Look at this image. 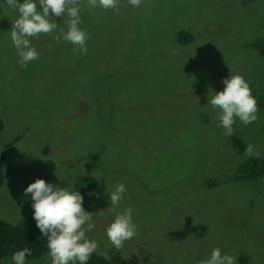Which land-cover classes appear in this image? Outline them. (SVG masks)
I'll use <instances>...</instances> for the list:
<instances>
[{"label":"rangeland","instance_id":"374dc122","mask_svg":"<svg viewBox=\"0 0 264 264\" xmlns=\"http://www.w3.org/2000/svg\"><path fill=\"white\" fill-rule=\"evenodd\" d=\"M80 7L87 54L53 39L68 31L69 18L52 17L57 29L30 38L39 59L23 68L11 39L19 13L0 0V158L7 162L0 223L35 220L24 189L36 179L71 191L90 176L99 198L83 195L85 211L95 214L86 235L111 264H199L215 248L237 264H264V178L205 186L256 152L264 157V57L246 46L264 40V0H143L140 7L119 0L118 12L80 0ZM181 30L192 43L176 41ZM232 75L243 76L260 102L254 123L233 125L241 154L208 103ZM120 183L127 192L113 208L109 194ZM129 207L138 235L117 251L106 229ZM26 260L51 264L48 254Z\"/></svg>","mask_w":264,"mask_h":264},{"label":"clouds","instance_id":"9594fccd","mask_svg":"<svg viewBox=\"0 0 264 264\" xmlns=\"http://www.w3.org/2000/svg\"><path fill=\"white\" fill-rule=\"evenodd\" d=\"M128 2L133 7H140L143 0ZM87 3L90 8L101 7L119 11V0H87ZM6 4L19 13L12 24L11 39L20 58L18 62L21 67L27 68L30 62L39 59V53L31 45L30 38L40 34H52L58 27L52 17L63 18L67 15L69 18L68 31L53 36V39L59 43L62 38L73 44V50H78L80 55L87 54L86 44L91 37L86 30L79 27L83 23L80 0H24L23 3L18 0H6ZM49 48L51 49V46ZM222 82L223 91L215 92L208 103L220 110V124L225 130V135L231 136L234 134L233 125L236 118L244 125L252 124L259 118V109L250 84L243 76L232 75ZM247 152L249 155L253 154L252 145L248 146ZM255 155L259 156L260 153L256 152ZM126 192L124 184H117L115 191L109 194L111 207H117ZM29 193L33 201L31 207L34 210L36 226L47 238L51 264H88L98 248V243L86 235L95 227L92 223L95 214L85 211L82 206L84 197L80 191H69L67 187H58L38 178L24 189L25 195ZM90 195L99 198L97 193ZM132 212L131 207L125 209L106 229L107 237L117 251L123 248L126 241L138 235ZM31 254L29 248L14 252L13 264H27L26 257ZM199 264H237V261L233 256L222 254L219 248H215L210 258L199 261Z\"/></svg>","mask_w":264,"mask_h":264},{"label":"trees","instance_id":"16d2710c","mask_svg":"<svg viewBox=\"0 0 264 264\" xmlns=\"http://www.w3.org/2000/svg\"><path fill=\"white\" fill-rule=\"evenodd\" d=\"M264 28V19L262 22ZM194 35L191 32L179 31L176 35V41L180 45H187L193 42ZM247 47L257 49L264 57V40L257 39L246 44ZM251 89L252 86L250 85ZM224 84L220 83L215 90L223 91ZM254 96V93L252 92ZM255 97V96H254ZM256 98V97H255ZM257 100V99H256ZM258 107L260 102L257 101ZM2 125L0 123V129ZM20 140V136L13 139L9 146L14 145ZM231 146L237 154L244 151L243 142L236 136H231ZM5 158H0V188L5 182L4 169L6 167ZM264 178V157L252 155L244 162L240 163L236 170L225 177L206 180L205 186L209 189L219 186L221 183L228 182H247ZM97 179L88 176H80L71 191H80L81 195L94 192L97 188ZM24 248L31 249V255L26 259H37L48 254L47 238L42 235L36 226L35 220L23 219L15 224L0 223V259L12 258V254ZM88 264H111L103 256L93 253Z\"/></svg>","mask_w":264,"mask_h":264}]
</instances>
